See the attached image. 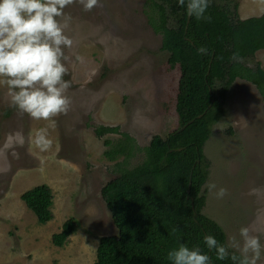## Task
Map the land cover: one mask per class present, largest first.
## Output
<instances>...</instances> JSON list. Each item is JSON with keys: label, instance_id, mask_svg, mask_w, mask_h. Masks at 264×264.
I'll return each instance as SVG.
<instances>
[{"label": "rangeland", "instance_id": "374dc122", "mask_svg": "<svg viewBox=\"0 0 264 264\" xmlns=\"http://www.w3.org/2000/svg\"><path fill=\"white\" fill-rule=\"evenodd\" d=\"M202 1L233 20L264 13V0ZM146 4L0 0V264H95L99 238L118 232L102 187L121 174L117 163L132 168L145 155L107 159L104 140L123 136L101 138L94 128L118 126L138 148L177 128L180 71L161 50ZM257 62L264 67L262 49L243 61ZM228 93L204 146L201 213L247 264H264V101L241 79ZM41 184L53 194L45 224L21 199ZM69 218L77 228L55 246L51 237Z\"/></svg>", "mask_w": 264, "mask_h": 264}, {"label": "trees", "instance_id": "16d2710c", "mask_svg": "<svg viewBox=\"0 0 264 264\" xmlns=\"http://www.w3.org/2000/svg\"><path fill=\"white\" fill-rule=\"evenodd\" d=\"M190 3L189 21L184 2L181 29L167 32L162 40L170 65L181 69L176 110L179 127L184 128L164 138L155 135L142 148L118 126L94 128L101 138L123 136L104 140L107 159L123 156L124 163L134 152L145 155L132 168L117 163L121 174L102 187L118 232L99 238L95 264H247L227 246L221 227L201 213L205 196L200 192L207 175L203 147L211 127L224 116L227 92L237 78L254 85L264 101V67L243 63L264 50V13L240 19L232 27L218 6ZM150 13L156 16L154 9ZM21 199L38 223L53 219V194L47 184L25 191ZM76 228L77 221L67 219L52 235V243L62 247Z\"/></svg>", "mask_w": 264, "mask_h": 264}, {"label": "flooded vegetation", "instance_id": "af4514ba", "mask_svg": "<svg viewBox=\"0 0 264 264\" xmlns=\"http://www.w3.org/2000/svg\"><path fill=\"white\" fill-rule=\"evenodd\" d=\"M79 1H81V0H79ZM154 1H155V3H152V0H147L148 4H146V7H144L143 11L147 15V21H149L148 23H149L150 27H152L155 31L161 30L163 35H166L167 32H171L172 34H176V32H178L181 29L182 21L184 19V15L186 13L184 7L181 6L184 4V2L186 3L187 22L189 21L190 16L192 15V9H191L190 1L197 2L202 7L207 8L208 6L209 7L214 6L217 8V4H204L202 0H165L163 5H161L160 1H157V0H154ZM93 5H94V1H92L91 3H88L87 7H91ZM144 6H145V1H144ZM152 9H154L156 12L155 17L150 13V11ZM169 9H171V13H168ZM159 14H161V16H162L161 19L159 18ZM150 18H154V19L151 20ZM229 21H230V25L232 27H235L237 25V22H238L237 19L233 20L230 17H229ZM168 59H169V57H168ZM57 65L63 66L61 63H57ZM175 65L176 66L178 65V68L181 71L179 64H175ZM180 77L181 76H179V79H178L177 93H176V97H175V112L176 113H177L176 105H177V100H178ZM237 80H240V79L237 78L234 82H236ZM234 82H233V84H234ZM218 87H219V83L216 80L215 88L217 89ZM211 91L212 90L210 89V92ZM229 91H230V89H229ZM228 92H227L226 96H228V94H229ZM207 141H208V139L206 140V142ZM203 151H204V147H203Z\"/></svg>", "mask_w": 264, "mask_h": 264}, {"label": "clouds", "instance_id": "9594fccd", "mask_svg": "<svg viewBox=\"0 0 264 264\" xmlns=\"http://www.w3.org/2000/svg\"><path fill=\"white\" fill-rule=\"evenodd\" d=\"M60 9V8H59ZM59 9L57 10V13H58V11H59ZM240 19H242V18H240V17H237V20L239 21ZM49 23H54L53 21H49ZM150 26V25H149ZM151 29L153 30V32L155 33V34H158L159 36H160V48H161V50H163V51H168L167 49H163V47H162V40H163V33H162V31L161 30H159V31H155L152 27H151ZM69 32H71V30L69 31ZM83 32H84V35H85V38L84 39H86L87 37H88V35H89V30H84L83 29ZM169 52V51H168ZM170 53V52H169ZM64 67V66H63ZM180 71V70H179ZM180 75H181V71H180ZM226 98H227V96H226ZM227 100V99H226ZM177 114V113H176ZM177 118H178V114H177ZM178 128H180L179 127V118H178V126H177V128L176 129H178ZM184 127H181L180 128V130L181 129H183ZM175 129V130H176ZM174 131V130H173ZM172 132V131H171ZM170 133V132H169ZM168 133V134H169ZM95 134V133H94ZM157 135V134H156ZM161 137V136H160ZM162 138V137H161ZM164 138V137H163ZM204 152V151H203ZM129 168V167H128Z\"/></svg>", "mask_w": 264, "mask_h": 264}]
</instances>
